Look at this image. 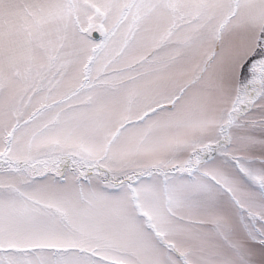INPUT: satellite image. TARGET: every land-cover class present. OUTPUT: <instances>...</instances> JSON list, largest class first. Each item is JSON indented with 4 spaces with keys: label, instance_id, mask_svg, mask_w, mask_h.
<instances>
[{
    "label": "snow or ice",
    "instance_id": "obj_1",
    "mask_svg": "<svg viewBox=\"0 0 264 264\" xmlns=\"http://www.w3.org/2000/svg\"><path fill=\"white\" fill-rule=\"evenodd\" d=\"M0 264H264V0H0Z\"/></svg>",
    "mask_w": 264,
    "mask_h": 264
}]
</instances>
